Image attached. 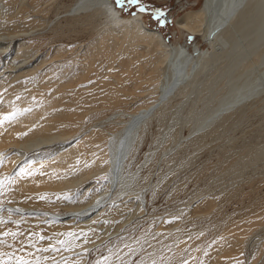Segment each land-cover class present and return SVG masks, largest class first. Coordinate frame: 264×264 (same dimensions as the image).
<instances>
[{"label": "bare ground", "instance_id": "obj_1", "mask_svg": "<svg viewBox=\"0 0 264 264\" xmlns=\"http://www.w3.org/2000/svg\"><path fill=\"white\" fill-rule=\"evenodd\" d=\"M3 1H5V0H3ZM14 1L15 0H13L12 2H14ZM46 2H48V0ZM24 4H25V1H24ZM16 5H18V4L16 3ZM5 11H6V8L4 6V3L0 0V14H1V12L3 13ZM10 12H11V10H10ZM66 13H68L71 16H74L73 18H75V23H84L86 20L88 22H92L93 25H95V24H98L100 22L98 20V18L102 17V21L100 22L103 25L102 29L104 30L105 27L109 26L108 27V33L105 36V39L107 41V48H105V49H106L107 53H109V55L111 54V56H112V54H114V56H116L120 51H121V53H122V51H124V52L129 51L131 54V52H133V50L138 51V53H139L136 55L135 54L136 52L135 53L133 52L136 56H130V55H126L125 54L126 52H125L124 53L125 58H121V56L118 57L120 54H118V56L116 57V58H118V62H115V65L117 63L120 70L122 68L124 71L128 70V73L125 74V75H127L125 80L129 77L128 74L131 75V73H132V72L130 73L131 69L134 71H137V72L145 71V70H142V69H144L143 68L144 66L141 64L150 60L152 62L150 68H152V69H149V70H152V72L146 71L145 73L150 74L148 76V79H150L149 77L151 76L153 71L154 70L156 71V69L158 70V72L160 73V76L162 77V80L160 79L161 80L160 84H159V81H157L158 83H153V85L154 86H155V84L160 85L159 86L160 87V91H159L160 93H159V96L157 98L150 101L149 105H146L147 107L143 106L142 109H138L137 111L135 110L134 112H132V111L131 112H123L121 110L116 109L115 112L112 113L110 116H106V117L98 119V120L96 119V121L94 123H92L94 126H97V127H99V129H101L102 127L105 128V126H103V124H104L103 121H115L118 123V125L116 124L118 127L115 126L116 128L114 130H107V129L102 128L103 131L102 130L98 131V132L95 131L96 133L93 132L94 134H92L90 136L92 131H94V129L91 130L92 129L91 128L89 130V132L91 131L90 134H89V132H88V134H87V132H82L81 134L76 135L74 138L66 140V138L64 136L71 129L72 123H71V121H69L70 119L68 120L65 118L66 116H68V114L70 112L63 109L64 108V107H62L63 104L61 105L60 109L58 108L59 110L56 108L57 110H55V111H48L47 110V104H49V102L48 103H45L43 101L40 102L41 100L36 101V99H34L32 96L33 95L32 92H31L32 99L30 98V96H28L29 98L26 97L27 95L30 94L28 91H27L28 94L24 93L25 95L24 94L20 95V94H22V92L20 94H17V93L16 94H12V93L9 94L7 92L9 96H7V98L3 99L0 102V117L9 116V114H12V115H10L9 119H5L3 121V123H0V145L5 144V146H3L2 148L0 147L1 148L0 159L3 160L2 165H4V164L6 165L7 162L10 163V161H11L10 156L12 154L14 155V153H17V154L19 153L18 155L16 154L17 159L19 156L20 157H19L18 161L16 160L17 163H16V166H15L13 173H12V177L16 180V184L18 185L19 190L20 189H24V190L28 189V190H32V192H33V189H36L40 186L43 188L44 185L61 186L64 184H76L78 179L86 171L88 173V171L90 169H95V168H99L102 166L104 167V170H105V183L107 185V188H105V190H103V192L101 194L99 193V196H97L95 198H92L90 195H88L91 197L88 201L76 202L73 204L72 209H70L69 211H65L63 213L51 211V209L49 210V208L45 209L44 208L45 206H43V208H36L37 205H35V207H31V206L27 205L30 203H26V202H30L31 198H27L25 193L23 194V192H21L22 194H20V196L22 195L23 197L21 196V199L20 200L18 199L19 201H17V200H16V202H9L8 201L6 204H3V205L0 204V214L3 212L17 214V215L32 214L35 216H43V217L45 216V217H48L50 219H53L56 224H58V223L59 224L60 223H70L72 221H76L78 224H80L81 222L87 224L89 221L94 219L95 216L102 214L104 212V210L108 206V204L112 203V198H114V200H118V199L122 198L123 195L126 197L129 194V197H127V198H130V197H132L130 195L136 194L135 196H137L138 198L137 199L134 198V199L137 200L139 203H143L144 202L143 197L140 195L141 194L140 193L141 192V190H140L141 184H138L136 181L139 179L138 177H137L138 179H136V175H137V173L139 174V168L140 167L139 166H138L139 168L135 167L136 169H138V172L136 171V169L131 170L128 167V161H130V158L133 156L134 151H136L135 150L136 144L142 138L144 131H145V128L147 127V125L148 126L150 125L151 122L149 123V121H150V118L152 116L155 115L156 122L158 123L159 127H158V130L156 129L157 130L156 134L154 135V137L152 139L151 148H149L147 151L145 150V156H143L144 161L147 162L151 157L153 158L152 155L154 154L153 152L155 151V148H158V147L167 143L166 147H164V148L167 151L171 152V154L169 155V158H170L169 161H171V164L183 165L185 162H186L185 164H187V162H188L187 160H189V162H190L191 159L193 158V155H191V154L188 155L187 157L184 156V150L180 149V146L182 145V139L180 136V133H181L180 131H181V128L183 126H187V128H188V133H187V136L185 137V140H186L185 147L190 146V149L193 148L192 150L195 151V149L200 147L201 143H203L205 138L209 135L212 136L211 141H213V136H214L215 140L216 141L219 140L220 143H221V141H223L224 144L229 142L231 140V137H230V133H232L231 131L234 130V128L238 129V126L242 125L243 121L245 120L246 117H248V114H250V112L256 113V112L261 111L260 109L264 108V0H202V3L200 5L199 9L186 11L185 13H183L182 15L177 17V19L175 20V24H176L177 28H179L181 31H184L190 35H204L208 41V49L207 50L199 49L196 45H192L191 52L180 47V46L171 45V44L167 43L164 36L162 35V33L159 30L149 28L144 24L143 14L141 12H134L131 16H124L121 13V11L116 6H114V4H112V2L110 0H74L72 2V4H70L68 10H66ZM18 15H19V13H18ZM5 16L7 17V15H5ZM22 16H23V14H22ZM4 17L2 16V14L0 15V77L6 79V78L13 77V76H17V75L23 73L24 71H27L31 68L36 67V65L38 64V62H40L39 60H41V57L43 55L37 54L40 52L36 53L35 51H33V53H31V54H29V52L27 53L28 50H27L26 46H28L32 42L31 40L34 37V34H37V31L35 29H33L31 27L29 28V26H30L29 20H27V19L26 20L25 19L24 20H17V19L14 20L13 18L8 20V18L11 17V14L8 18L4 19ZM17 18H19V17H17ZM29 18H31V17H29ZM7 23L11 26L14 25V28H16L17 26L19 28L13 29V30L7 29V27L11 28L10 26L5 25ZM31 25H32V23H31ZM33 25H35V24L33 23ZM35 26H34V28H36ZM91 36H93V35H91ZM95 36H96V34H95ZM139 37L145 38V39L155 43L156 47L155 48L152 47V49H151L149 46V44H151V43L143 44L142 41H140V43H142L143 45H141V47H139L140 45L137 43V39ZM50 40H48V41H50ZM44 41L46 42V40H43V42ZM95 41L96 42L101 41L100 35L96 36ZM61 42H59V43H61ZM56 45H57V43H56ZM90 45L88 44V46H85V48H84L85 50L82 48L83 49L82 51L85 52L84 54H86V56H90V55L93 56L92 53H94V51L91 50L92 53L90 52V48H89ZM96 45L98 46V44H96ZM48 46H50V45L48 44ZM65 46H67V45H65ZM100 47L103 49L102 46H100ZM53 48H54V46H53ZM60 49H61L60 46L59 47L55 46V48L53 49V53L60 52L61 51ZM97 49L100 50L99 47ZM97 49L95 48V50H97ZM70 51L72 52L73 49ZM115 53H117V54L115 55ZM47 54H49V53H47ZM69 54L67 52V56ZM95 54L98 55L99 53H96V52L94 53V56H95L94 58H97V56ZM141 54L142 55L146 54V56H142ZM121 55H123V54H121ZM45 56H47V55H45ZM68 57H70V56H68ZM54 58H55V56H54ZM66 59H67V57H66ZM66 59L65 60L62 59L63 61L60 59L61 61H58L59 63H57V65L63 67V71L61 72L60 75L67 76V77H72V76L73 77L74 76L80 77L81 76V78L82 77L84 78V76H86L87 70L91 67V64L93 62V61H91V64H90L88 62L84 63L85 61H83L81 64H78L77 62H75L76 60L73 61L70 58H68L67 60ZM90 60H93V59H90ZM51 61H53V60H50V62ZM159 61L162 63V66L158 65ZM95 62H96V60H95ZM161 63H159V64L161 65ZM5 64L8 66H6ZM113 64H114V62H113ZM111 65H112V63H111ZM40 66H42V64ZM156 66H157V68H156ZM93 67H95V64ZM110 67H108V69ZM116 67H115V69L113 68V66L111 67L113 69L110 68L111 71L115 70V71H113L114 73H112L111 71H109V72L113 74V75L112 74L111 75H112V77L114 76L113 78L115 79V81L114 80L113 81L115 82V85L117 86L118 83H116V82L120 83V81H121V83H122L124 81L122 78L125 76L124 75L125 72L123 70H121L122 72L121 71L117 72V73H120V75L123 73L122 74L123 77L121 78L123 81L121 79H116L118 77V76H116V73H115L116 70H118L117 69L118 67L117 68ZM154 67L156 69H153ZM94 70H95V68H94ZM147 70H148V68H147ZM141 72L136 73V74L139 75V74H141ZM50 74L51 75L56 74L54 63H51V64L47 65L45 68H43L42 70L35 72L34 79L32 82L33 88L34 87L37 88L36 85H38L39 82L44 80V79L42 80V78L47 76V75H50ZM57 75H59V74H57ZM98 76H100V75H98ZM158 76L159 75H157V77H155V79H154L155 82H156V80L159 79ZM21 77H22V75H21ZM88 77H90L89 81H90V79L91 80L93 79V78H91V76H88ZM94 77H95V75H94ZM106 77L108 78L107 75H106ZM120 77H118V78H120ZM101 78L103 79L104 76ZM138 78H141V77L138 76ZM5 79H4V82H5ZM26 79L27 80L29 79V81H28V83H29L30 78H26ZM95 79H98V78L95 77ZM130 79H127V81L129 80L128 82H131L132 80H130ZM144 79L147 80V78H143L142 81H144ZM151 79L153 80L152 77H151ZM11 80H13V79H11ZM27 80L24 81L23 84H25L27 82ZM85 80L88 83V81H87L88 79L86 77H85ZM85 80H84V82H85ZM104 80H100V83L102 81L104 82V84L102 83L103 85L110 83L109 78L107 80L106 79H104ZM138 80H140V79H138ZM60 81H62V80H60ZM92 81H94V79ZM8 82H9V80H8ZM19 82L20 81H18L17 83H19ZM76 82H77V80H76ZM106 82H108V83H106ZM50 83H53V82L50 81ZM89 83H88V86H89ZM96 83L97 84H94V83L93 84L94 85L100 84L99 82H96ZM146 83H149V90H150V86L152 88V85H150L151 83L149 81L148 82L146 81ZM7 84H9V83H7ZM23 84L20 83V85H23ZM102 84H100L99 88L105 87V86H102ZM110 84H112V82ZM113 84L111 86H114ZM20 85H19V87H20ZM41 85L43 87L46 86V85L44 86L42 83H41ZM69 85L71 86V84H69ZM77 85H79V82ZM108 85L106 87L110 88L111 86L110 85L108 86ZM123 85H124V87H122ZM23 86H22V88L24 89ZM38 86H40V84ZM42 86L38 90L41 91ZM47 86H49V85H47ZM55 86H54V88H56V90L59 91L58 89L60 86L59 87L57 85H55ZM116 86H114V88ZM118 86L125 88V86H128V85H126V82H125V84H122V86L121 85H118ZM154 86L151 89L152 93H153V89H155ZM12 87H14V85ZM96 87L94 86V88H96ZM22 88H19V89L22 90ZM25 88H26V85H25ZM28 88H29V86H28ZM7 89H9V88H7ZM14 89L12 88V90H14ZM49 89H51V88H49ZM18 90L17 91L15 90V92H18ZM3 91H4V89H3ZM5 91H7V90H5ZM43 91H44V89L42 90V92ZM95 91L96 90H93L94 93H95ZM155 91L157 92L158 89ZM9 92H13V91L10 90ZM35 92H37V91H35ZM35 92H34V94H35ZM89 92H90V90H89ZM141 92H139V97H140V95L142 96V94H143V92H142V94H141ZM156 92H154L153 95H156L155 94ZM49 93H48V96L50 95ZM76 93H78V92L76 91ZM94 93L93 94L87 93L88 95H86V93H85V95H86L85 96V95H83L84 92H83V94L81 92L80 96L83 95V97H81L80 99L85 100V101L91 100V99L93 100V99L99 98V96L101 95L99 93L100 95L98 97H96V95H95L96 93L95 94ZM97 94H98V92H97ZM145 94H147V93H144V95ZM69 95H71V93ZM124 95H125V93H124ZM57 96H58V94H57ZM67 96H68V94H67ZM143 96H142V99H144ZM53 97H55V96L53 95L52 97H49V98H51L50 99L51 101H53L52 100ZM68 97L70 98V96H68ZM124 97L127 98V96H124ZM174 97H177V99H175V101L172 100ZM45 98H43V99H45ZM100 98H101V96H100ZM103 98L105 99L104 96H103ZM106 98H107V96H106ZM110 98L112 100L113 97L110 96ZM117 98H118L117 100H119L120 96L118 95ZM145 98H147V97H145ZM0 99H2V98H0ZM37 99H38V97H37ZM104 99H102V100H104ZM33 100L36 101V105L33 104V106H32V103L30 102V105L29 104L28 105L32 106V107L28 108L27 103L29 101H33ZM59 100H61V99L59 98L58 101ZM72 100H74V102H75V98ZM108 100L109 99H107V101H106V99H105V101L108 103L113 101V100L112 101H108ZM115 100H116V98H114V101ZM139 101H141V99ZM146 101H144V102H146ZM53 102L55 103V100ZM63 102H65V101H62V103ZM70 103L73 104V102H71V101H70ZM140 103H142V101ZM68 105L71 106V104H69V103H68ZM76 105H77V103H76ZM78 105H79V103H78ZM80 105L78 106V108H80ZM136 105H133V106L135 107ZM72 107H73V105L71 106V108ZM49 108H51V107H49ZM84 108H82V105H81V109H84ZM51 109H53V108H51ZM68 110L71 111L72 109H68ZM262 111L264 113V110H262ZM91 113H92V111H91ZM251 114L249 116H252ZM94 115H96V114H94ZM73 116L76 118L75 115H73ZM255 116H257V115H255ZM259 116H260L259 118H261L262 115L260 114ZM74 117L72 119H74ZM88 117H90V116H88ZM76 119H78V118H76ZM92 119H93V116H92ZM86 120H88V119H86ZM263 121H264V118H263ZM91 122H93V121L91 120ZM260 125L261 126L257 127L254 130L253 133H255V135L253 134L247 138L243 137L244 139L242 140L241 145L239 144L235 148L232 147V149L229 150L228 152L226 150V153L223 154L221 156L220 160L218 161L219 162L218 173H217V175L216 174H213V175H216L215 179H218L215 181H219L220 184L223 185L224 188H226V191L224 190L225 192H223V190H222V192L225 195L224 197L233 195L234 189H235V184L237 183L236 181L243 180L248 170H249L248 173H251L253 175V177H256L257 173L255 174V172H257V170H258V172H261L262 170L259 171V169H264V122L261 121ZM78 126H80V125H78ZM112 129H113V127H112ZM146 129H148V128H146ZM104 130H106V131H104ZM75 131H76V128H75ZM88 135L90 136L89 139H90L91 143H89L85 148L82 147L84 150L83 149L80 150L81 147H80L79 142H81L83 139H85ZM104 135H106V141H104L105 145H106L105 150L100 151L98 153H94L93 150L98 149L96 147V142L97 143L100 142V140L102 138H104ZM231 136H232V134H231ZM16 140H18V141L16 142ZM13 141L16 142L17 144L15 146L14 145L8 146L9 143H12ZM104 142L102 141L103 144H104ZM76 144H78V146L80 147L79 148L77 146L78 150L75 148ZM224 144H222V145H224ZM95 147L97 149H95ZM187 150H188V148H187ZM57 152L59 153L58 154L59 160L56 161L54 159H51L53 156L54 157L57 156ZM39 154H46L45 160H43V162H45L47 164L49 162V164L46 166V168L43 171L38 170L37 167L34 165L28 166V162L30 160L36 158ZM16 155H14L13 157L15 158ZM42 156H44V155H42ZM190 156H192V157L190 158ZM151 159H150V161H151ZM52 160H54L56 162H54ZM87 160H92L93 162L91 164H84L85 161H87ZM103 160H107V162L106 161L103 162ZM50 162H53V163H50ZM40 163H42V162L40 161L38 163L39 165H41L39 168L44 166L43 163L42 164H40ZM130 165H132V163ZM139 165H140V163H139ZM7 167H9L8 164H7ZM12 167H14V166H12ZM131 167L133 168V166H131ZM2 168H3V166L1 167V169ZM169 169H170V167H169ZM169 169H167V172H169L168 171ZM250 170H251V172H250ZM211 171H213L212 168H211ZM263 171H262V173H263ZM92 172L90 171L89 173L92 175L93 174ZM165 173H166V171H165ZM163 174L164 173H162V175ZM247 175L249 176L250 174H247ZM167 176H169L168 173H167ZM251 176L248 178V180L249 179L251 180V178H252ZM100 177H102V176L100 175ZM158 178H160V177L158 176ZM212 178H214V177L212 176ZM163 179H165L164 175H163ZM142 181H149V180H143L142 179ZM161 181H162V178H161ZM163 181H166V180H163ZM95 182L98 183V181H95ZM144 184H143V186H144ZM153 184H155V183H153ZM153 184H151V185H153ZM208 185L211 186V183ZM91 186H92V184H91ZM262 186L263 185H261L260 187H262ZM62 187H60V188H62ZM81 187H79V188H81ZM218 188H220V187L218 186ZM96 189H97V187H96ZM100 189H101V187H100ZM212 189H214V188H212ZM48 190L49 189H47V191ZM43 191H45L44 188H43ZM54 191H56L55 188H54ZM148 191H149V189H148ZM150 191H151V189H150ZM220 191L221 190H219V192ZM216 192H218V191H216ZM29 193H31V192H29ZM72 194H73V192H72ZM36 195H35V197H36ZM51 195H48V197ZM121 195H122V197H120ZM212 196L213 195H211L210 197H212ZM116 197H119V198L117 199ZM57 198L58 197H56V200H58ZM81 198H82V196H81ZM50 199H55L54 193H53V196L50 197ZM76 199L79 200L77 197L75 198V200ZM124 199L125 198H123V200ZM134 199L132 198V200H134ZM33 200H37V198H34ZM204 200H206V199L204 198ZM221 200L223 201V199H221ZM202 201L203 200H199V203H201ZM145 202H146V200H145ZM145 202H144V204H145ZM146 203L148 204V202H146ZM199 203H197V204H199ZM210 203H211L210 200H206L205 202H203L202 206L205 207L206 205H209ZM70 204H71V202H70ZM117 204H119V203H117ZM217 204L219 205V203H217ZM25 205H27V207H25ZM182 205H185V204H182ZM123 206H124V204H123ZM131 206H132V204H131ZM186 206H188V205H186ZM260 206L264 207V203L263 204L261 203ZM137 207H138V205H137ZM137 207H136V209H137ZM140 208L141 207H139V209ZM258 208H259V205H258ZM258 208L256 205V207H254L251 211L254 213H255V211L258 212L257 211ZM117 210H119V209L113 210L115 212L114 213L115 217L117 215H119L118 213L116 215ZM259 210H260L259 216L261 218L257 217L258 215H255V214H254L255 217L253 216L255 219H257L256 221H258V218L263 219L262 213H264V212H261V208ZM141 211H143V210H141ZM141 211H139V212H141ZM117 212H119V211H117ZM131 214L133 215V212H131ZM250 214H247V215L252 216L253 213H250ZM256 214H258V213H256ZM105 215H107V214H105ZM112 215H113V213H112ZM137 215H139V214H137ZM247 215H246V217H247ZM104 217H106V216H104ZM31 218H30V220H31ZM118 218H123V216H121V217L117 216L116 219H118ZM0 219H2V218H0ZM107 219H109V221H113V220H110L111 218L107 217ZM255 219H253L254 221H252L250 223L256 222ZM125 220H127V219L124 218L123 223H125ZM128 220H130V218ZM246 220H249V219L246 218ZM251 220H252V218H251ZM116 221H118V220H116ZM137 221H138V219H137ZM118 222H116V223L119 224L120 222L119 223ZM245 222L246 221H244V223ZM47 223L50 224L49 222H47ZM127 223L128 224L125 223L126 224L125 226L130 225L129 221ZM153 223H154V221H153ZM163 223H165V222H163ZM163 223H161V225ZM248 223H249V221H248ZM248 223H245L246 226L248 225ZM259 223H261L260 220H259ZM91 224L95 227V224H93V222H91ZM107 225H108V223H107ZM112 225H114V224H112ZM123 225L119 224V227L123 226ZM164 225L168 226V224L166 225V223ZM169 225H171V224H169ZM256 225H257V223H256ZM235 226H236L235 223L230 224L231 229L235 228ZM252 226H254V224ZM252 226H250V227H252ZM52 227H54V226H52ZM107 227L110 228L109 225L106 226V228ZM156 227H158V226H156ZM114 228L116 229V227H114ZM261 228L264 229V227H261ZM64 229H65V226H64ZM161 229H164V228H160V231H161ZM188 229H190V228H188ZM93 230H90V231H93ZM158 230L159 229H157V231ZM224 230H225V228H224ZM63 231L65 232V230H63ZM115 231H117V230H115ZM160 231H158L156 234H155L156 231L153 233L154 239L157 237L156 236L157 234H160ZM170 231H172V230H170ZM170 231H168V233H170ZM175 231H176V229H175ZM237 231H238V229H237ZM242 231L243 230H241V232ZM78 232H79V234H82L78 228L77 231L68 232L66 237L64 236L65 237V240H63L65 243V245L63 244L64 247L65 246H68V247L72 246L77 242ZM112 232H110V231L105 232L103 238L105 237L106 239H112L114 236L112 234ZM117 232L119 233V231H117ZM173 232L174 231H172L170 235H172L174 240H175V238L178 239L179 237H183L184 236L183 234H185V233H187V236H188V233H189V235L192 233V231L189 232V230H188V232L185 231V233L184 232L182 233L181 230H180V232L177 230L178 233L177 232L173 233ZM69 233H71L72 235H68ZM236 233H232V235L229 236L230 237L229 239H224V238L219 239L218 245L216 244L218 248L216 247L217 249H215L212 252L213 253L212 255L210 254V257L209 256L208 257H204V256L201 257L200 256V258H199V256H198L199 253L197 254V252H196L195 254L191 253V255H193L191 258L188 256L190 259L186 258L185 262L181 263L182 261H180V263L181 264H196V263L197 264H237V261H236L237 259H235L232 256H231L232 258L230 256H228L232 252L237 251V249L240 247L239 243L236 242V240H238V237H239L238 235L240 233L239 234H236ZM148 234H150V233L148 232ZM160 235H163V233H161ZM166 235L168 237L169 234H167V232H166V234L164 233L163 236L166 237ZM181 235H183V236H181ZM84 236H85V233H84ZM163 236H162V239L160 236H158L160 238H156V240L161 239L163 241V239H164ZM89 238H92V237H89ZM150 238H152L151 234H150ZM170 238H171V236H170ZM170 238H168L167 242L169 240L170 241L173 240L172 238L171 239ZM129 240L127 242H125L123 245L121 243V245L123 246V250H122L123 252L122 251L121 252L123 254L128 252V250L131 248V246H134L136 243V242L135 243L133 242L134 245H132V241L130 244ZM156 240H154V241H156ZM165 240L166 239H164V241ZM179 240H180V238H179ZM162 241H160V242H162ZM194 241H196V239ZM238 241H240V240H238ZM86 242L88 243L89 239ZM160 242L156 241L152 244L153 245V249H152L153 254L158 252V250L160 248V244H162ZM183 242L184 241H182V243ZM12 244L16 245L14 243H12ZM197 244H199V243H197ZM242 244H244V243H242ZM93 245H95V243ZM136 245H138V243ZM136 245L134 247H136ZM2 247H1V249H2ZM15 247L17 248L18 246H15ZM43 247H45V246H43ZM88 247H89V245H88ZM38 249H40V248H38ZM142 249L140 247V250H142ZM19 251H20V249H19ZM182 251H183V249H182ZM195 251H197V250H195ZM5 252H7V251H5ZM22 252H23V250H22ZM47 252L48 251H46L45 253H47ZM53 252H52L51 257L54 259L55 254H53ZM56 252H57V250H56ZM48 254H46L47 255V258H45L46 261L48 259ZM58 254L55 255V259L52 263H54V264H65L69 260L73 261V260H79L80 258H83V257H81L80 251H74V250L62 252V254L59 252ZM26 257H27V255H26ZM51 257H49V259ZM106 257H108V256H106ZM8 260H10V259H7V261ZM154 260H156V259H154ZM183 261H184V259H183ZM241 261H242V259H241ZM14 262H15V260H14ZM47 263H49V262H47ZM150 264H151V262H150Z\"/></svg>", "mask_w": 264, "mask_h": 264}, {"label": "rangeland", "instance_id": "obj_2", "mask_svg": "<svg viewBox=\"0 0 264 264\" xmlns=\"http://www.w3.org/2000/svg\"><path fill=\"white\" fill-rule=\"evenodd\" d=\"M1 1L4 3V6H5L6 11H7V12L5 11L3 13L1 12L3 17L5 15H7V17L5 16L4 19L8 18L11 14V17H9L8 20L13 18L14 20H16V19L17 20H24V19L26 20L27 19L30 21L29 22L30 23L29 28L31 27V28L35 29L37 31V34H34V37L36 35L37 36L35 38L33 37L31 40L32 42L28 46H26L27 50H28L27 53L29 52V54H31V53H33V51H35L36 53L40 52L37 54H42L43 56L41 57V60H39L40 62H38L36 67L31 68L27 71H24L23 73L19 74L20 76L19 75L13 76L15 79L13 77L6 78V79L0 77V82L2 83V84L0 83V89L2 88L0 90V98H2V99H0V102L3 99L7 98V96H9L8 93L9 94H11V93L12 94H16V93L20 94L22 92V94H20V95H23L24 93L28 94V92H29L30 94L27 95L26 97L30 96V98L32 99L31 95L33 94L32 96L34 99H36V101L41 100L40 102H42V101L45 103L49 102V104H47V110L48 111H55L58 108L60 109L61 105L63 104V106H62V107H64L63 109L70 112L68 114V116H66L65 118L68 120L70 119L69 121H71V123H72L71 129L64 136L66 138V140H69V139L74 138L76 135L81 134L82 132H87V134H88V132L91 128H92L91 130L94 129V131H92L91 134H90L91 131L89 132L90 136L92 134H94L93 132H95V131L96 132L101 131V130L103 131V129L114 130L116 128L115 126L118 125V123L115 121H103L104 124L103 123L102 124H103V126H105V128L102 127L103 129L102 128L99 129V127L94 126L92 123H94L96 121V119L98 120V119L104 118L106 116H110L112 113L115 112L116 109L121 110L123 112H131V111L134 112L135 110L137 111L138 109H142L143 106L147 107L146 105H149L151 100H153L159 96V93H160L159 92L160 91L159 86L160 85L155 84L156 87L153 85V83H158L157 81H159V84H160L161 80H162L160 73L156 69L157 66H156V68L155 67L153 68V69H156V71L155 70L153 71V73L149 77L150 79H148V76L150 74L145 73L146 71L152 72V70H149V69H152V68H150L152 62L150 60H148V61L141 64L144 66L143 67L144 69H142V70H145V71H142L143 73L141 71H139V72H141V74L137 75L136 73H139V72L131 69L130 73L131 72L132 73H131V75L128 74L129 77L127 79L131 78L130 80H132V81L128 82L129 80L128 81H127V79L125 80V78L127 77V75H125V74L128 73V70L124 71L123 68L121 69L125 72L124 77L122 75L123 73L121 75H120V73H117V72H120L121 70L119 69V66L117 65V63L115 65V62H118V58H116V57L118 56V54H120L118 57L121 56V58H125V56H124L125 52H126L125 53L126 55L136 56L137 54H139L138 51L133 50L134 53L136 52L135 53L136 55L133 52H131V54H130L129 51H125V52L122 51V53H121V51L119 53L117 52L118 54L115 53V55L117 54L116 56H114V54H112V56H111V54L109 55V53H107V51L105 49V48H107V41L105 39V36L108 33V27L109 26L105 27L104 30L102 29L103 25H102V23H100L102 21V17H99L101 20L98 18V20L100 22L98 24H95V25H93L92 22H88L86 20L84 23H75V18H73L74 16H71L68 13H66V10H68L70 4H72V2L74 0H50V1L48 0V2H46L47 0H35V1L34 0H22V1L21 0H19V1L15 0L14 2H12L13 0H8V1L7 0H5V1L1 0ZM24 1H25V4H24ZM110 1L112 2V4L114 2V4H115L114 6H117V8L121 11V13L124 16H131L134 12H141V11H139L138 5L129 4L127 2V0H124V3L122 5L118 4L117 0H110ZM141 2L145 5H147L146 11L141 12L143 14L144 24L149 28L157 29L161 33H163L165 38H166L165 40L167 43H169L171 45L180 46V47H182V48H184L190 52H191L192 45H196L199 49H203V50L208 49V41L204 35H190L184 31H181L179 28H177V26L175 24V20L177 19V17H179L180 15L185 13L186 11L199 9V7L202 3V0H141ZM16 3L18 5H16ZM157 9L160 10V12L162 13V15L159 17H157L156 12H155V10H157ZM10 10H11V12H10ZM18 13H19V15H18ZM22 14H23V16H22ZM17 17H19V18H17ZM29 17H31V18H29ZM31 23H32V25H31ZM33 23L36 26L33 25ZM5 25L10 26L11 28L7 27V29H10V30L19 28L17 25H16L17 27L15 26L16 28H14V25L11 26L8 23ZM34 26L36 28H34ZM95 34H96V36L100 35L101 41H98V42L95 41L96 40ZM91 35H93V36H91ZM43 40H46V42L45 41L43 42ZM48 40H50V41H48ZM140 41H142L143 44L151 43V44H149L151 49H152V47L153 48L156 47L155 43H153V42H151L145 38H141V37H139L137 39V43L140 45L139 47H141V45H143L142 43H140ZM55 42L57 43V45ZM59 42H61V43H59ZM48 44L50 46H48ZM88 44L89 45L91 44L89 46L91 53H92V51H94V53L95 52L99 53L98 55L95 54L97 56V58H94L95 57L94 53H92L93 56L90 55L91 56L90 57V56H86V54H84L85 52L82 51L85 48V46H88ZM96 44H98V46ZM65 45H67V46H65ZM53 46H54V48H55V46H57V47L60 46L61 51L59 50L60 52L53 53V49H54ZM100 46H102L103 49ZM98 47L100 50L97 49ZM71 48L73 49V51H72L73 53L70 51V50H72ZM95 48L97 50H95ZM67 52H68V54L70 53L68 55L70 57L67 56ZM47 53H49V54H47ZM121 54H123V55H121ZM45 55H47V56H45ZM54 56H55V58H54ZM142 56H146V54H143ZM66 57H67V59L70 58L73 61L76 60L75 62H77L78 64H81L83 61H85L84 63L88 62L91 64V61H93L91 64V67L87 70L86 76H84V78L83 77L81 78V76L80 77H77V76L76 77L75 76L74 77L73 76L67 77V76L60 75L61 72L63 71V67L57 65V63H59L58 61H61L62 59L65 60ZM90 59H93V60H90ZM50 60H53V61L50 62ZM95 60H96V62H95ZM113 62H114V64H113ZM51 63H54V65H55V73L56 74L55 75L50 74L51 76L47 75V76L43 77L42 80L43 79L44 80L38 83V85L40 84V86L36 85L37 88H35V87L33 88L32 82L34 79L35 72L42 70L43 68H45L47 65H49ZM93 63L95 64V67H93L94 66ZM111 63H112V65H111ZM159 63H161V62L159 61ZM159 63H158V65L162 66V63H161V65ZM41 64H42V66H40ZM6 66H8V65H6ZM110 66L111 67L113 66L114 69L116 66L118 67V68L116 67L118 70H116L115 73H116V76H118V77L121 76V77L120 78L117 77L116 79H121L123 77L122 79L126 82V85H128V86H125V88H122V87H124V85L122 86V84H125V82L122 79L121 80L124 83L123 82L121 83V81H120V83L116 82V83H118V85H121L122 87H120L118 85H117L118 86L117 87L115 85V82H114L115 79L113 78L114 76L112 77V75H113L112 73H114L113 71H115V70L111 71V69H113V68H111ZM108 67H110L111 69L109 68L110 69L109 70ZM94 68H95V70H94ZM147 68H148V70H147ZM109 71H111L112 73H110ZM57 74H59V75H57ZM105 74L108 76L109 82L110 83L112 82V84L114 83L113 85L116 86L115 88H114V86H111L112 84H110L108 82H106V83H108L111 86L110 88L106 87L108 85L106 83H105L106 85H103L104 84L103 81L100 83V80H104V79L107 80L108 79ZM21 75H22V77H21ZM94 75L98 79H95ZM98 75H100V76H98ZM157 75H159L158 76L159 79L157 78L158 80H156V82H155L154 79H155V77H157ZM88 76H91V78H93L94 81H92L93 79L92 80L90 79V81H91L90 82L89 81L90 77H88ZM103 76H104V78L102 79L101 77H103ZM138 76H140L141 78H138ZM85 77L88 79L87 80L88 83L89 82L91 83V84L89 83V86L85 80ZM151 77L153 78V80L151 79ZM26 78H30L31 83L30 82L28 83L29 79L27 80ZM143 78H147V80L144 79V81H142ZM4 79H5V82H4ZM11 79H13V80H11ZM138 79H140V80H138ZM8 80H9V82H8ZM26 80H27V82L25 84H23L24 81H26ZM60 80H62V81H60ZM76 80H77V82H76ZM84 80H85V82H84ZM18 81H20V82L17 83ZM50 81L53 83H50ZM146 81L147 82L149 81L151 83L150 85H152V88L154 86L155 89H153V93L156 92L155 90L158 89V91H157L158 93L157 92L155 93L156 95L158 94L157 96L153 95V93L151 92V89H152L151 86H150V90H149V83H146ZM6 82L9 84H7ZM78 82H79V85H77ZM96 82H99L100 84L103 83L102 86H105V87L99 88L100 84L94 85V84H97ZM20 83L23 84L24 86L20 85ZM41 83L44 86L46 85L45 86L46 88L43 87L41 85ZM69 84H71V86ZM92 84L95 87L96 86L97 87L94 88V86ZM13 85H14V87H12ZM19 85H20V87H19ZM25 85H26V88H25ZM27 85L29 86V88ZM47 85H49V86H47ZM55 85H57L58 87L60 86L62 89L59 87V89H58L59 91H57L56 88H54ZM15 86L18 89L22 88V86H23L24 89L23 88H22V90L19 89L20 90L19 91ZM41 86H42V88L40 91L38 89ZM11 87L13 89L14 88L15 89L12 90ZM7 88H9V89H7ZM49 88H51V89H49ZM3 89H4V91H3ZM43 89H44V91L42 92ZM5 90H7V91H5ZM10 90L13 92H9ZM15 90L16 91L18 90L19 93L15 92ZM89 90H90V92H89ZM93 90H96L98 92V94L96 91H95V93H96L95 94L93 92ZM137 90L139 92H141V91L143 92V94L141 92L142 96L144 95V93H147L143 96L144 99H142L141 95L139 97V92ZM35 91H37V92H35ZM76 91L78 93H76ZM31 92H32V94H31ZM34 92H35V94H34ZM81 92H82V94L84 92L83 95H85V93H86V95H88L90 93L91 94L94 93L96 95V97H98L101 94L100 95L101 98L99 96V98H96L97 100L91 99L92 101L91 100L85 101V100L80 99L81 97H83V95L80 96ZM48 93L50 94L49 96H48ZM56 93L58 94V96ZM70 93H71V95H69ZM124 93H125V95H124ZM67 94H68V96H70V98L67 96ZM53 95L56 97V98L55 97L52 98L53 101L55 100V103L50 100L51 98H49V97H52ZM118 95L120 96L119 100H117ZM103 96L105 97L106 101H107V99H109L108 101H112V100L113 101L108 103L105 101ZM106 96H107V98H106ZM110 96L113 97L112 100H111ZM124 96H127V98ZM37 97H38V99H37ZM145 97H147V98H145ZM43 98H45V99H43ZM59 98L65 102L62 103L61 100L58 101ZM74 98H75V102H74V100H72ZM114 98H116L115 101H114ZM102 99H104V100H102ZM140 99H141L142 103H140L141 102V101H139ZM175 99H177V97H174L172 100L175 101ZM36 101H34V100L29 101L27 103V107L31 108L33 106V104L36 105ZM70 101L73 102V104L70 103ZM144 101H146V102H144ZM30 102L32 103V106H29ZM68 103L71 104V106L73 105V107L71 108V106L68 105ZM76 103H77V105H76ZM78 103H79V105L80 104L82 105V108L85 107L84 108L85 110L81 109V105H80V108H78V106H79ZM133 105H136V106L134 107ZM49 107H51L53 109H51ZM68 109H72V110L70 111ZM260 110L261 111L256 112V113L250 112V114L252 113L251 114L252 116H249L250 114H248V117L245 118L242 125L238 126V129L234 128V130L231 131L232 132V133H230L231 140L229 142L224 144L223 141H221V143H220L219 140H217V141L215 140L214 136H213V141H211L212 136L209 135L206 137L207 139L205 138L204 142L202 141L203 143H201V146L197 148L198 150L195 149V151L192 150L193 148L190 149V146L185 147V145H186L185 137L187 136L188 128H187V126H183L181 128V131H180L181 132L180 136L182 139V145L180 146V149L184 150V156H186V157L190 154L193 155V158L191 159V161L189 162V160H187L189 163L187 162V164H185L186 163L185 162L184 163L185 165L184 164L183 165L171 164V161H169L170 160L169 155L171 154V152L167 151L164 148V147H166L167 143L158 147V148H155V151L153 152L154 154L152 155L153 158L152 157H151L152 159L150 158L151 161H150V159L147 161L148 163L144 161L143 156H145V150L147 151L149 148H151L152 139H153L154 135L156 134V131L158 130V127H159L158 123L156 122L155 115L152 116L150 118V121H149V123L151 122L150 125L149 126L147 125V127H146L148 129L145 128V131H144L142 138L136 144V147H135L136 151H134L133 156L130 158V161H128V167L131 170H133V169L135 170L136 169L135 167H137V168L140 167L139 168V174L137 173V175H136V179H138V178L139 179L136 181L138 184H141L140 185V190H141L140 195L143 197L144 202L146 200V202H148V204L146 202H145V204H144V202L139 203L137 200H135L134 198L137 199L138 197L135 196L136 194H134V193H133L134 195H130V196H132L130 198H127V197H129V194L126 197L124 195L122 197V195H121L120 197H122V198H120V199H118L119 197H116L118 200H114V198H112V203L108 204V206L105 208L104 212L102 214L95 216L94 219L89 221L87 224L82 223V222L80 224H78L76 221H72L70 223H60V224L58 223V224H56L53 219H50V218L45 217V216L44 217L43 216H35L32 214L17 215V214L3 212L0 214V218H2V220L4 221L3 223L0 224V233H1L0 234V253H4V254L10 253L11 255L10 256L9 255L0 256V258H1L0 260L6 261L7 264H17L16 259L17 258H23L24 260L29 261L30 264H54L52 262L54 261L56 254H58L59 252L62 254V252L74 250V251H80L81 257H83V258H80L79 260H73V261L69 260L68 262H66L67 264H97V262H99V264H150V262H151V264H179L180 261H182L181 263H183V262H185L186 258H189V257L191 258L193 256V255H191V253H193V254H195L196 252H197V254L199 253L198 254L199 258H200V256L201 257H203V256L204 257H208V256L210 257V254L212 255L213 254L212 252L218 248L217 245H218L219 239H223V238L229 239L230 238L229 236L232 235V233L237 232L236 234L240 233L238 235L239 237L237 236L238 240H240V241L236 240V242L239 243L240 247L237 249V251L232 252L228 256H230V257L232 256L235 259H237L236 260L237 264H242V263L243 264H264V229L261 228V227H264V213H262L263 219H260L261 217L259 216L260 215L259 214L260 208H261V212H264V207L260 206L261 203L262 204L264 203V171H263L264 169H259V171L262 170L263 173H262V171L258 172V170H257V172H255V174L257 173L256 177H253V175L251 173H248V171H249L248 170L244 179L242 178L243 180L236 181L237 183L235 184L234 193H233V195L227 196L228 198L224 197L225 195L223 193L226 191V188H224L223 185H221L219 181H215V180H218V179H215V176L218 173V165H219L218 161L220 160L221 156L226 153V150L228 152L229 150L232 149V147L235 148L239 144L241 145L242 140L244 138L250 137L253 134L255 135V133H253L254 130L257 127L261 126L260 125L261 121L264 122L263 121L264 113L262 111V110H264V108L260 109ZM91 111H92V113H91ZM94 114H96V115H94ZM260 114L263 117L261 116V118H259ZM73 115H75L76 118H78V119H76ZM255 115H257V116H255ZM88 116H90V117H88ZM92 116H93L94 120L92 119ZM73 117H74V119H72ZM86 119H88V120H86ZM91 120L93 122H91ZM78 125H80V126H78ZM74 127L76 128V131H75ZM112 127H113V129H112ZM104 131H106V130H104ZM231 134H232V136H231ZM90 136L88 135L85 139H83L81 142H79L81 148L78 146V144L75 145V148L77 150H78V147L80 148V150L85 148L89 143H91L90 139H89ZM104 138H102L100 140V142H98V143L96 142V147L98 149L95 147V149H97V150H93L94 153H98L100 151L105 150L106 145H105L104 141H106V135H104ZM17 141L18 140H16V142ZM102 141L104 142V144L102 143ZM16 142L13 141L12 143H9L8 146H10V145L15 146L17 144ZM222 144H224V145H222ZM3 146H5V144L0 145L1 148ZM1 148H0V150H1ZM187 148L189 151L187 150ZM16 154L17 153H14V155H16ZM58 154L59 153L57 152V156H55V157L53 156L51 159H54L56 161L59 160ZM14 155L12 154L10 156V160H11V161L9 160L10 163L7 162L9 167H7V164L2 165L3 160L0 159V204H2V205L6 204L8 201L9 202H16V200L19 201L21 199V196H22V195L20 196V194H22L21 192H23V194L25 193L27 198H31L30 202H26V203H30L31 205L30 204H27V205H29L31 207H35V205H37L36 208H43V206H45L44 207L45 209L49 208V210L51 209V211L63 213L65 211H69L70 209H72L74 203L86 202L91 197L95 198V197L99 196V193L101 194L103 192V190H105V188H107V185L105 183V170H104V167L102 166L99 168H95L96 170L90 169L88 171V173L86 171L78 179L76 184H64L61 186L44 185L43 188L45 191H43V188L41 186L36 188V189H33V192H32V190H28V189L27 190H24V189L19 190L18 185L16 184V180L12 177V173H13V170H14L16 163H17L20 156L17 159V155H16L15 156L16 159H15L13 157ZM42 155H44V156H42ZM45 155L46 154H39L36 158H34L28 162V166L34 165L37 167L38 170L43 171L46 168V166L49 164V162H48V164L43 162V160H45ZM191 157L192 156H190V158ZM54 160H52V161H54ZM40 161L44 165V166L42 165L43 166V167H41L42 169L39 168L41 166L38 164ZM56 161H54V162H56ZM105 161L107 162V160H103V162H105ZM92 162H93L92 160H87V161H85L84 164H91ZM42 163H40V164H42ZM50 163H53V162H50ZM131 163H132V165H130ZM139 163H140V165H139ZM2 166H3V168L1 169ZM12 166H14V167H12ZM131 166H133V168ZM169 167H170V169H169ZM211 168L213 171H211ZM167 169H169L168 170L169 172H167ZM90 171L91 172L93 171L92 175L89 173ZM136 171L138 172V169H136ZM165 171H166V173H165ZM250 172H251V170H250ZM162 173H164L163 175H164L165 179H163ZM167 173L169 176H167ZM213 174H216V175H213ZM247 174H250V175L248 176ZM100 175L103 178L100 177ZM158 176L160 178H158ZM212 176L214 178H212ZM250 176L253 179L251 178V180L250 179L248 180V178ZM161 178H162V181H161ZM142 179L143 180H149V181H142ZM163 180H166V181H163ZM95 181H98V183H96ZM209 182L211 183V186L208 185V184H210ZM153 183H155L156 185ZM91 184H92V186H91ZM143 184H144V186H143ZM151 184H153V185H151ZM261 185H263V186L260 187ZM218 186L220 188H218ZM60 187H62V188H60ZM79 187H81V188H79ZM96 187H97V189H96ZM100 187H101V189H100ZM54 188L56 191H54ZM212 188H214L215 190ZM47 189H49V190L47 191ZM148 189H149V191H148ZM150 189H151V191H150ZM219 190H221V191L219 192ZM222 190H223V192H222ZM216 191H218V192H216ZM29 192H31V193H29ZM72 192H73V194H72ZM53 193H54L55 199H50V197L53 196ZM34 194L35 195L37 194L36 197ZM48 195H51V196L48 197ZM88 195H90L91 197ZM211 195H213V196L210 197ZM81 196H82V198H81ZM56 197H58L57 198L58 200H56ZM76 197L79 200H77V199L75 200ZM34 198H37V200H33ZM123 198H125V199L123 200ZM132 198L134 200H132ZM204 198L206 200L211 201V203L209 205H206L205 207L202 206L203 202L206 201V200H204ZM221 199H223V201ZM199 200H203V201L201 203H199ZM70 202H71V204H70ZM117 203H119V204H117ZM197 203H199V204H197ZM217 203H219V205ZM123 204H124V206H123ZM131 204H132V206H131ZM182 204H185V205H182ZM255 204L257 205V208L259 205V208L257 210L258 212L255 211V213H254L251 210L254 207H256ZM27 205H25V207H27ZM137 205H138V207H137ZM186 205H188V206H186ZM136 207H137V209H136ZM139 207H141L140 209L143 211H141L139 209ZM115 209H119V210H117L119 212L116 211V215L118 213L119 215H117V216H120V217L123 216V218L116 219L117 216L115 217V214H114L115 212L113 211ZM128 211L133 212V215L131 214V212L129 213ZM139 211H141V212H139ZM249 212L253 213L252 216H250L251 214ZM112 213L114 216L112 215ZM136 213L139 215H137ZM256 213H258V214H256ZM105 214H107V215H105ZM247 214H250V215L248 216ZM254 214L258 215L257 217H260V218H258V221H256L257 219L254 218L255 217ZM246 215H247V217H246ZM104 216H106V217H104ZM107 217L111 218L110 220H113V221H109V219H107ZM30 218H31V220H30ZM124 218L127 219V220H125L126 224H128L127 222L129 221V224H130L129 226L128 225L125 226L126 224L123 223ZM129 218H130V220H128ZM246 218H248L249 220H246ZM251 218H252V220H251ZM137 219H138V221H137ZM253 219H255L256 222L250 223V222L254 221ZM116 220H118V221L120 220L119 221L120 223ZM259 220L261 221V223H259ZM153 221H154V223H153ZM244 221H246L245 223H248V221H249L247 226L244 223ZM47 222H49L50 224H48ZM91 222H93V224H95V227L91 224ZM116 222H118L120 225H123V224L124 225L119 227V224H117ZM163 222H165L166 225L168 224V226H165L164 225L165 223H163ZM107 223H108L110 228H108V227L106 228V226H108ZM161 223H163V224L161 225ZM231 223L236 224L235 228H233V227H232L233 229L230 228ZM256 223H257V225H256ZM112 224H114V225H112ZM169 224H171V225H169ZM253 224H254V226H252ZM51 225L54 227H52ZM64 226H65V229H64ZM156 226H158V227H156ZM250 226H252V227H250ZM114 227H116V229ZM78 228L82 234H79V232H78L77 242L74 245L69 246V247L68 246L64 247L65 243H63L64 245L59 243V241L65 240V237H66L68 232L77 231ZM104 228L106 230L107 229L108 230L106 231ZM160 228H164V229H161V231H160ZM188 228H190V229H188ZM224 228H225V230H224ZM157 229H159L158 231H160V234L163 233V235H164V233L166 234V232H167V234H169L168 237H167V235H166V237L163 235H160V234L156 235L157 236L156 238L161 237V239L163 236L164 239H166L165 241H164V239H163V241L161 239H159V240L158 239L156 240V238L154 239L153 233L156 231L155 232V234H156L158 232ZM175 229H176V231H175ZM183 229L186 232H188V230H189V232L192 231V233L190 235L188 233V236H187V233H185V231ZM237 229H238V231H237ZM63 230H65V232ZM90 230H93V231H90ZM115 230L119 231V233ZM170 230L174 231L173 233L177 232V230L180 232V230H181V232L182 233L184 232L185 234H183L184 236L181 235L183 237H179L180 240H179V238L178 239L175 238V240H174L172 235H170L172 232ZM241 230H243L244 232L243 231L241 232ZM109 231L110 232L113 231L112 232V234L114 235L113 238L112 239H106L105 237L103 238L104 233L109 232ZM168 231H170V233H168ZM5 232H8V233L15 232V233H17V235L15 237H13L11 235L4 236L3 233H5ZM148 232L151 234L152 238H150V234H148ZM84 233H85L86 237L84 236ZM44 236H45V239H41V237H44ZM158 236H160V237H158ZM170 236L173 240H171L172 242L170 240L167 242V240H168V238H170ZM89 237H92V238H89ZM100 238L101 239L103 238V239L101 240ZM88 239H89V242H88L89 244L86 242ZM195 239H196V241H194ZM128 240L130 241V244L132 241V245H134L135 242H136L135 245L137 243H138V245H136V247H134L135 245L131 246V248L128 250V252L123 254L122 253L123 252L122 251L123 250L122 245L125 242H127ZM154 240L159 241V242L162 241V242H160L162 244H160V248H159L158 252L155 254L152 253V249H153L152 244L154 242H156ZM182 241H184V242L182 243ZM241 242L244 244H242ZM12 243H14L16 245H13ZM94 243H95V245H93ZM121 243H122V245H121ZM197 243H199V244H197ZM88 245H89V247H88ZM15 246H18V247L16 248ZM43 246H45V247H43ZM139 246L141 247V249L142 248L143 249L140 250ZM1 247H2V249H1ZM38 248H40V249H38ZM19 249H20V251H19ZM44 249H47L48 252L45 253L46 251H44ZM182 249H183V251H182ZM22 250H23V252H22ZM56 250H57V252H56ZM195 250H197V251H195ZM5 251H7V252H5ZM52 252H53V254H55L54 259L51 257ZM46 254H48V259H49V257H51L49 259L50 261L48 259L46 261V259H45V258H47ZM26 255H27V257H26ZM106 256H108V257H106ZM7 259H10V260L7 261ZM154 259H156V260H154ZM183 259H184V261H183ZM241 259H242V261H241ZM14 260H15V262H14ZM47 262H49V263H47Z\"/></svg>", "mask_w": 264, "mask_h": 264}, {"label": "snow or ice", "instance_id": "obj_3", "mask_svg": "<svg viewBox=\"0 0 264 264\" xmlns=\"http://www.w3.org/2000/svg\"><path fill=\"white\" fill-rule=\"evenodd\" d=\"M127 2L129 4H135V5H138L139 7V11L143 12V11H146L147 9V5L143 4L141 2V0H127ZM117 3L122 5L124 3V0H117ZM156 12V15L157 17L161 16L162 13L160 12V10H155ZM10 115L12 114H9V116H3V117H0V123H3V121L5 119H9L10 118ZM4 221L2 219H0V223H3ZM4 236H8V235H11L13 237H15L17 235V233L15 232H12V233H8V232H5L3 233ZM68 235H72L71 233H69ZM41 239H45V237H41ZM59 243L63 244L64 242L63 241H59ZM44 251H47V249H44ZM3 255H11L10 253L9 254H4V253H0V256H3ZM0 264H7L6 261H0ZM17 264H30L29 261H26L24 260L23 258H17ZM97 264H99V262H97Z\"/></svg>", "mask_w": 264, "mask_h": 264}, {"label": "trees", "instance_id": "obj_4", "mask_svg": "<svg viewBox=\"0 0 264 264\" xmlns=\"http://www.w3.org/2000/svg\"><path fill=\"white\" fill-rule=\"evenodd\" d=\"M113 4H114V2H113ZM115 5V4H114ZM117 7V6H116ZM163 34V33H162ZM163 36H164V34H163ZM164 38H165V36H164ZM166 39V38H165Z\"/></svg>", "mask_w": 264, "mask_h": 264}]
</instances>
